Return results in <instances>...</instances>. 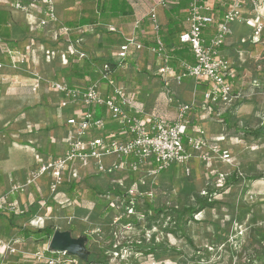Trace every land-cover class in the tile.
I'll return each mask as SVG.
<instances>
[{
	"label": "rangeland",
	"instance_id": "1",
	"mask_svg": "<svg viewBox=\"0 0 264 264\" xmlns=\"http://www.w3.org/2000/svg\"><path fill=\"white\" fill-rule=\"evenodd\" d=\"M77 7L78 2L64 5V19L69 10L76 12ZM64 21L50 28L59 29ZM94 45L95 42H87V57H94ZM63 52L64 49L60 57ZM52 57L45 59L52 62ZM60 59V63H66L63 57ZM96 60L100 61L97 69L103 58ZM10 64V57L6 58L4 65L10 67ZM33 71L41 81L34 90L45 84L51 91L50 84L54 81L68 83L62 67L45 66ZM248 75L246 82L236 87L229 105L218 109L203 106L200 108L203 113L198 117L188 113V137L208 141L200 150L187 142L188 173L186 168L174 166L159 172L155 178L146 170L137 177L130 171L119 176L100 172L99 168L85 175L83 167L75 160L74 166L82 177L78 183L73 181V186L69 182L52 192L50 178L47 180L44 174L29 184L25 193H9L10 200L16 197L20 204L25 203L18 210L24 214L13 216L10 211L0 210V241L19 249L17 253L6 255L0 264H46L39 262L35 253L46 249L49 241L30 238L32 248L28 250V242L24 243L19 236L20 227L38 230L46 224L53 225L55 230L68 228L74 236H86L91 251L106 249L110 264H264V72L257 77L254 69ZM117 78V84L130 91L127 85L130 81L121 76ZM151 100L153 102L154 95ZM98 111L101 113L102 109ZM225 119L232 124V129H227ZM260 128L263 132L259 137L243 133ZM224 151H228L229 158L224 157ZM15 153L26 155L27 164L30 158L32 164L26 166L25 174L28 178L39 166V148L34 154L24 148ZM16 157L14 161H18ZM12 177L9 178L11 183L15 182ZM233 177L236 182L226 186V181ZM116 181L122 183L121 191L126 194L115 214L102 218L104 202L112 199L108 194L96 193H105L109 187L117 185ZM205 197L212 198L216 204L191 216L189 209L198 207ZM150 248L153 253H148Z\"/></svg>",
	"mask_w": 264,
	"mask_h": 264
},
{
	"label": "crops",
	"instance_id": "2",
	"mask_svg": "<svg viewBox=\"0 0 264 264\" xmlns=\"http://www.w3.org/2000/svg\"><path fill=\"white\" fill-rule=\"evenodd\" d=\"M55 1L59 22L65 20L62 27L70 29V35L64 34L60 28L51 29V25L44 26L40 23V20L45 16L44 0H24L27 6L26 10L14 9L13 0H0V10H6L9 13V28L12 34V46L9 47L5 44L7 51L5 49L2 51L3 43L0 39V185H2L0 186V195L11 184L23 183L26 180V169H28V165L32 164L30 158L27 159V164L26 155L20 156V153H15L16 150L24 148L34 154V151L37 152L39 148L37 163L40 166L49 159L63 155L69 148L75 129L67 121L72 116L80 117L83 114L82 102L79 100L67 107H62L61 103L65 100V96L61 93L56 90H51V92L45 84L38 90H34L36 76L33 70L42 69L45 66L52 69L62 67V72H65L64 77L68 83L61 81L70 87L82 89L83 86L72 85V80L67 75V69L72 61L83 64L86 59L85 56L87 57L88 47L86 44L88 41L95 42L93 47H95L94 50L96 49L94 57L90 58H103V60L119 64L118 71L114 74L116 76L113 78L117 81V77L121 76L130 81L127 84L131 87L130 91H126L124 88L132 104L130 111L143 118L147 127H151V120L156 116L165 119L168 124L173 123L178 117L179 107L186 103L190 104L189 115L194 113L197 117L203 113L200 109L203 106H208L210 109L223 107L220 103L217 105L206 100L205 91L209 87L206 82L195 84L193 78L185 77L184 83L180 84L174 77L181 71L182 62H195L190 44L179 42L180 35L189 28L186 21L188 0H171L167 8H158L162 28L161 37L167 46L173 66V72L168 76L158 73L161 61L156 54L150 51L154 42V34L149 19V10L151 5L158 0H114L120 6L117 11L109 3L105 7L106 0ZM209 1L213 6L215 21L204 29L203 36L207 42L216 33L224 13L228 11L233 0ZM74 2H78V10L76 12L69 10V13H66L67 19H64V5L69 6ZM257 5L264 22V0H257ZM244 9L247 19L255 13L251 4L245 6ZM90 16L96 19L95 23L77 28L67 26L69 22L76 23ZM230 26L232 33L227 37L222 51L231 62L229 81L234 92L239 84L246 82L249 77L248 72L256 69L257 77H260L261 73L264 72V31L259 39H255L252 25L233 21ZM107 31L111 34H107ZM88 36L91 38L89 39ZM128 38L137 40L143 45V48L138 49L136 46H131L127 56L122 59L119 57L120 47ZM63 49L64 52L61 57L65 59V64L60 63V52ZM42 51H54L53 61L48 62V56L44 55ZM73 55L75 58L72 59ZM9 57L10 62H12L10 67L4 65L5 59ZM46 57L47 59H45ZM57 73L58 70L55 75ZM86 79L87 85L90 83L98 84L102 93L111 91L107 81L100 79V73L96 68L91 70ZM153 95V102L152 100L149 101ZM233 95L235 94L233 93ZM93 110L97 116L106 120V126L104 131L89 133L88 139L98 134L107 137L114 136L118 139L127 137L124 128H120L111 119L108 112L102 110L100 113L98 108ZM15 155L18 157V161H14ZM76 161L83 167L85 175H90L93 172L92 169L99 168L98 162L93 158L87 161ZM102 161L105 165H110L119 160L115 156H106L102 158ZM75 163L74 160L67 167L64 185L69 182L72 184L73 181H77V183L81 181L80 177L82 176L78 168L74 166ZM175 166L187 167V165L182 164ZM147 169L148 166H145L138 173L132 174L137 177L140 172L147 171ZM100 172H108V174L111 172V174L119 176L125 175V172L108 170L106 172L100 170ZM11 176L15 180L13 183L9 180ZM155 176L151 177L155 178ZM44 177L48 180L50 174L47 173ZM49 181L51 182V179ZM2 183L10 185L3 187ZM115 184L119 188L122 185L119 181H116ZM64 185L60 188H63ZM15 198L11 199L17 208V212L13 213L16 216L24 214L18 210L25 203L21 202L20 204L19 200ZM21 228L23 227L19 229L21 230ZM60 228L69 230L68 228ZM28 240L26 239L24 243L28 242L26 244H28L27 249L29 250L32 245L29 244ZM21 252L25 253L26 250ZM5 256L4 246L0 241V260L4 259Z\"/></svg>",
	"mask_w": 264,
	"mask_h": 264
},
{
	"label": "built area",
	"instance_id": "3",
	"mask_svg": "<svg viewBox=\"0 0 264 264\" xmlns=\"http://www.w3.org/2000/svg\"><path fill=\"white\" fill-rule=\"evenodd\" d=\"M36 1V0H34ZM171 0H158L151 5L149 19L154 34V42L150 51L157 55L161 61L158 73L170 75L173 66L170 61V54L167 46L161 37V24L159 20L158 8H167ZM44 17L40 23L44 26L58 25L57 5L55 0H44ZM253 5L255 13L247 19L245 17V6ZM13 8L16 10H26L24 0H13ZM188 29L179 37V42L188 43L191 46L195 62L188 61L181 63V71L174 75L176 81L181 83L185 77H191L196 81H206L208 89L205 91L207 101L219 105H229L233 101V86L229 81L231 62L227 55L223 53L222 47L229 35L232 33L230 26L233 21L250 24L254 30V38L259 39L264 31L262 14L258 9L257 0H233L230 8L223 15L222 21L216 33L207 40L203 36V31L208 24L215 21L213 6L209 0H188L186 8ZM60 31L70 35L68 28L60 27ZM131 46L138 49L143 45L133 38H128L121 45L119 57L125 58ZM49 57L53 52L47 51ZM108 65L100 68V79H105L111 88L109 93H102L98 84L91 83L87 87L78 89L70 87L58 81L52 82L51 89L56 90L65 96L61 103L62 107H67L77 101L82 102L84 108L80 117L72 116L68 119V124L73 126L74 136L67 151L55 159L43 162L23 183H13L8 188L7 193L0 195V210L17 212L16 204L9 199V193H25L28 185L36 181L40 176L49 173L51 179V191L57 192L66 182V170L73 160L87 161L90 158L98 162L101 171H116L138 173L142 168L148 166L147 173L154 177L157 173L171 169L175 165H187L190 153L187 149V139L189 145L196 150H200L208 141L198 140L188 137V111L189 103L182 105L177 119L168 124L161 117H154L151 127H147L145 120L138 114L130 111L132 104L122 85L105 72ZM34 89L41 81L38 77L35 80ZM94 108H102L108 112L111 119L120 128H124L126 138H115L114 136H103L98 134L89 138L91 132H101L105 130L106 120L96 115ZM224 157L229 158L228 151H224ZM115 156L119 160L116 163L105 165L103 157ZM186 172L189 168L186 167ZM135 184L131 186L133 190ZM2 244V243H1ZM5 255L17 253L19 249L15 245L3 243ZM35 257L41 263L46 264H85L78 257H73L67 252H53L48 246L46 249H39Z\"/></svg>",
	"mask_w": 264,
	"mask_h": 264
},
{
	"label": "trees",
	"instance_id": "4",
	"mask_svg": "<svg viewBox=\"0 0 264 264\" xmlns=\"http://www.w3.org/2000/svg\"><path fill=\"white\" fill-rule=\"evenodd\" d=\"M108 3L110 4V6L115 11L120 9L119 3H117L116 1L106 0L105 7L107 6ZM9 19H10V16H9L8 11L0 10V39H1V43H3L2 48H1L2 51H4V49H5V44L9 45V47L12 46V41H11L12 34H11L10 28H9ZM95 20L96 19L93 16H90L89 18L81 19V21L76 22V23L69 22V23H67V26L72 27V28H77L79 26H83L86 24H93V23H95ZM103 61H104V63H103ZM103 61L101 62L102 65H100L97 68L98 72H100V68L103 67V65L107 64L108 68L105 70V72L107 74H109L110 77H112V78L114 76H116L114 74L117 73L118 68H119V64L116 62L108 61V60H103ZM99 62H98V60H96V58H90V57H86V59L83 61V64H80L77 61H72V64L67 69V75L69 76V79L72 80V85L74 84V85L80 86L82 84H86V86H83L82 88L87 87L88 81L86 78H87V76L90 75L91 70L93 68H96V66L98 64H100ZM103 80H105V79H103ZM202 82H206V81H202ZM102 110H104V109H102ZM224 122H225V125L227 126V129H232L233 126L231 123H229V120L225 119ZM188 129H189V126H188ZM262 132H263L262 128H260V129L252 130L251 132H245L244 131L243 133L244 134L249 133L250 135H254V136L259 137ZM184 142L187 143V139H184ZM235 182H236V177H233L232 179L226 181L225 184H226V186H230V185H233ZM67 185H68V183L66 185H64V187ZM71 185L73 186L74 183H72ZM96 194H100L103 196L108 194L112 199L110 201L104 202L105 207H104L103 211L100 213V216L102 218H107L110 215L115 214V212L117 211L116 210L117 207L118 208L121 207L123 196L126 193L122 192L121 188H119L118 186H114V187L111 186L106 190L105 193L97 192ZM215 204H216V201L212 200V198H208V197L202 198L198 204V207L193 208V209H189L190 212H192L191 216H194V214H197V213L204 211L206 208H212ZM10 213H12L13 216H16L15 213H13V212H10ZM11 219H13V218L11 217ZM54 232H55V228L53 227V225L46 224L38 230H33L30 228H26V227L21 228V230L19 232V236L22 237V239H24V240L33 238L36 241L45 240L46 242H48L50 240L51 236L54 234ZM105 251H106V249H101L98 252L92 250L91 254L88 258L87 263L88 264H110V260L108 259V256L105 254ZM149 251L150 252H148V253H153L152 252L153 249L150 248Z\"/></svg>",
	"mask_w": 264,
	"mask_h": 264
},
{
	"label": "water",
	"instance_id": "5",
	"mask_svg": "<svg viewBox=\"0 0 264 264\" xmlns=\"http://www.w3.org/2000/svg\"><path fill=\"white\" fill-rule=\"evenodd\" d=\"M49 247L53 252H67L73 257H78L84 262H88L91 250L88 247V238L84 235H73L71 230L58 228L51 236Z\"/></svg>",
	"mask_w": 264,
	"mask_h": 264
}]
</instances>
